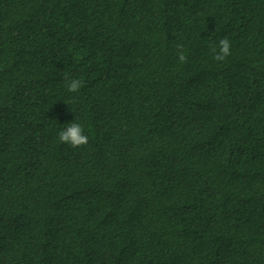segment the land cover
<instances>
[{"label": "trees", "instance_id": "trees-1", "mask_svg": "<svg viewBox=\"0 0 264 264\" xmlns=\"http://www.w3.org/2000/svg\"><path fill=\"white\" fill-rule=\"evenodd\" d=\"M0 264H264V0H0Z\"/></svg>", "mask_w": 264, "mask_h": 264}, {"label": "clouds", "instance_id": "clouds-1", "mask_svg": "<svg viewBox=\"0 0 264 264\" xmlns=\"http://www.w3.org/2000/svg\"><path fill=\"white\" fill-rule=\"evenodd\" d=\"M178 52L177 57L181 63L186 62L187 56L182 44L176 45ZM218 51L214 49V59L216 61H223L231 54V43L227 37L219 40ZM65 79L69 78L65 76ZM83 85L81 79H70L67 84V89L70 92H77ZM58 139L62 143L70 144L73 148H77L88 143V137L84 134V130L81 124L73 122L69 124L64 130L58 133Z\"/></svg>", "mask_w": 264, "mask_h": 264}]
</instances>
